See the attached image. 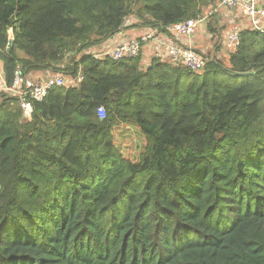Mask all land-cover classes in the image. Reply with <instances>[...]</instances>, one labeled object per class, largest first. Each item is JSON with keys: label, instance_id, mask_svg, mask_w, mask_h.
<instances>
[{"label": "trees", "instance_id": "obj_1", "mask_svg": "<svg viewBox=\"0 0 264 264\" xmlns=\"http://www.w3.org/2000/svg\"><path fill=\"white\" fill-rule=\"evenodd\" d=\"M130 1L0 0L7 85L18 70L76 75L71 43L120 33ZM211 1L143 0L138 14L162 31ZM240 38L228 66L199 73L84 55L82 83L24 123L1 92L0 264H264V33Z\"/></svg>", "mask_w": 264, "mask_h": 264}, {"label": "built area", "instance_id": "obj_2", "mask_svg": "<svg viewBox=\"0 0 264 264\" xmlns=\"http://www.w3.org/2000/svg\"><path fill=\"white\" fill-rule=\"evenodd\" d=\"M219 7L244 13L248 19V29L264 33V0H222ZM207 18L199 17L196 19H188L164 26L162 32L165 34V37H160L156 32L151 31L134 38L108 43L112 40L111 38L113 36L104 42L105 45L102 52L99 50L96 53H91H93L92 56L95 59L110 58L113 61H122L138 57L142 59L144 46L151 44L154 47L153 52L155 53L153 59L157 58L161 60V57L165 56L170 62L181 65L192 72L199 73L206 66V56L182 41L184 39H191L199 33L206 24ZM126 25L130 26L131 23L125 20L124 27ZM156 31L161 30L156 29ZM227 36V49L230 52L237 51L241 43L240 32L231 31ZM4 76L3 66L1 65L0 80L2 86H0V92L15 97L18 100L20 110L24 114L32 111L35 102H43L50 91L78 87L84 80L81 69L78 70L76 75L73 74L70 80H66V77L60 73H50L44 76H37L33 73L32 75L26 76L21 70H18L16 71V76L11 86L7 85ZM98 116L101 120L106 118L105 107L101 106L98 109Z\"/></svg>", "mask_w": 264, "mask_h": 264}, {"label": "rangeland", "instance_id": "obj_3", "mask_svg": "<svg viewBox=\"0 0 264 264\" xmlns=\"http://www.w3.org/2000/svg\"><path fill=\"white\" fill-rule=\"evenodd\" d=\"M143 0H131L128 3V17L126 21L131 23L132 26H144L148 25L145 23V19L141 18L138 13H140V8L142 7ZM222 0H213L207 4L201 10L199 17H208L206 24L203 26V29L206 30V42L204 51H201L207 59H212L216 57L219 59L225 66L229 65V50L228 45H226V39H228L229 33L231 31L244 32L248 30L249 23L246 15L240 11H233L225 7H219ZM141 18V19H140ZM148 19V18H147ZM136 20V22H135ZM134 21V22H133ZM141 21V22H140ZM135 23V24H133ZM147 25V26H146ZM90 39L85 37L82 40L73 41L71 43V50L68 53L67 59L64 62V68L69 67H79V70L82 68L80 61L84 55H93L91 53L93 41L89 42ZM91 47V48H90ZM91 53V54H90ZM63 66L61 67L63 69ZM146 68L143 64L142 69ZM1 72V64H0ZM51 73H60L66 77V80H70L73 76L72 73H66L63 70L59 72L51 71ZM0 86H2L0 80ZM1 93V92H0ZM1 101V96H0ZM30 117V112L23 115L22 122L24 123Z\"/></svg>", "mask_w": 264, "mask_h": 264}, {"label": "crops", "instance_id": "obj_4", "mask_svg": "<svg viewBox=\"0 0 264 264\" xmlns=\"http://www.w3.org/2000/svg\"><path fill=\"white\" fill-rule=\"evenodd\" d=\"M135 22H136V20H135ZM133 24H135V23H133ZM151 31L156 32L157 35H159L160 37L161 36L165 37V34H163L162 31H156V29H152L150 27H143V26H132V27H130L129 25H126V27L120 33H118L116 36L111 38L112 40H110L108 43H111L112 41L118 42L122 39L134 38L136 36H140V35H143L145 33L151 32ZM182 42L187 44L188 46L193 47L195 50H197L199 52L204 51L205 49L203 50L202 48H204V46H206L205 45V42H206V30H205V28L201 29L199 31V33H197L191 39H184ZM108 43H106V44H108ZM104 45H105V43L104 44L102 43L98 46H94L91 48L92 49L91 51L93 53H96L99 50H100V52H102V50L104 49ZM153 51H154V47L151 44H147L144 46L143 56H142V61H141L142 66L144 64L146 67H148L151 60L155 56V53ZM161 60L165 61V62H170L165 56H162ZM35 74L37 76H44L47 73H45L43 71H38V72H35Z\"/></svg>", "mask_w": 264, "mask_h": 264}, {"label": "water", "instance_id": "obj_5", "mask_svg": "<svg viewBox=\"0 0 264 264\" xmlns=\"http://www.w3.org/2000/svg\"><path fill=\"white\" fill-rule=\"evenodd\" d=\"M12 43H13V40L10 39L9 48L12 46ZM235 74L238 75V76H245V75L252 74V73H235Z\"/></svg>", "mask_w": 264, "mask_h": 264}]
</instances>
